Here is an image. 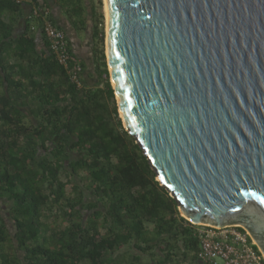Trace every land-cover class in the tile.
Returning a JSON list of instances; mask_svg holds the SVG:
<instances>
[{
  "label": "trees",
  "instance_id": "16d2710c",
  "mask_svg": "<svg viewBox=\"0 0 264 264\" xmlns=\"http://www.w3.org/2000/svg\"><path fill=\"white\" fill-rule=\"evenodd\" d=\"M55 1L89 23L96 81L77 88L45 37L37 48L32 4L0 0V264H204L196 226L119 117L102 0Z\"/></svg>",
  "mask_w": 264,
  "mask_h": 264
},
{
  "label": "water",
  "instance_id": "95a60500",
  "mask_svg": "<svg viewBox=\"0 0 264 264\" xmlns=\"http://www.w3.org/2000/svg\"><path fill=\"white\" fill-rule=\"evenodd\" d=\"M104 3L119 117L156 180L191 224L241 226L264 257V0Z\"/></svg>",
  "mask_w": 264,
  "mask_h": 264
},
{
  "label": "built area",
  "instance_id": "2783aa9c",
  "mask_svg": "<svg viewBox=\"0 0 264 264\" xmlns=\"http://www.w3.org/2000/svg\"><path fill=\"white\" fill-rule=\"evenodd\" d=\"M41 19L40 30L56 61L63 66L69 79L82 88L83 69L78 59L72 55L65 32L49 18L46 8H32L28 18ZM194 225V224H193ZM199 239L197 258L204 264H264V257L248 231L241 226L215 227L195 225Z\"/></svg>",
  "mask_w": 264,
  "mask_h": 264
},
{
  "label": "crops",
  "instance_id": "0c3cea01",
  "mask_svg": "<svg viewBox=\"0 0 264 264\" xmlns=\"http://www.w3.org/2000/svg\"><path fill=\"white\" fill-rule=\"evenodd\" d=\"M32 4V8H46L49 11V18L58 28L62 29L68 39L69 48L73 56H75L83 68L82 78L85 86H92L95 83V76L93 75V41L91 38V30L89 23L84 28L80 25L73 26L70 24L65 9L60 7L54 0H36L38 3H33L32 0H26ZM31 8V9H32ZM31 12L28 10V15ZM32 23L36 22L31 20ZM44 34L40 29H37L35 39L36 46L41 51H46Z\"/></svg>",
  "mask_w": 264,
  "mask_h": 264
},
{
  "label": "rangeland",
  "instance_id": "374dc122",
  "mask_svg": "<svg viewBox=\"0 0 264 264\" xmlns=\"http://www.w3.org/2000/svg\"><path fill=\"white\" fill-rule=\"evenodd\" d=\"M98 1L99 0H95V4L98 6ZM101 10H102V13H103V47H104V51H105V14H104V3H103V0H102V6H101ZM98 12H99V9H98ZM106 57V56H105ZM96 80V79H95ZM95 84V83H94ZM6 202L3 203V201L0 200V212L2 213V215H7L6 214ZM6 222L10 225L11 223L8 221L7 217H6Z\"/></svg>",
  "mask_w": 264,
  "mask_h": 264
},
{
  "label": "bare ground",
  "instance_id": "6f19581e",
  "mask_svg": "<svg viewBox=\"0 0 264 264\" xmlns=\"http://www.w3.org/2000/svg\"><path fill=\"white\" fill-rule=\"evenodd\" d=\"M105 2V0H103V3ZM104 14H105V30H106V19H107V9H106V6H105V3H104ZM105 35H106V32H105ZM106 41V40H105ZM107 45V43H106ZM71 52V51H70ZM108 55V50H107V47H105V56L107 57ZM107 62H108V59H107ZM81 65V64H80ZM112 83L113 81L110 80Z\"/></svg>",
  "mask_w": 264,
  "mask_h": 264
},
{
  "label": "snow or ice",
  "instance_id": "6c2138e0",
  "mask_svg": "<svg viewBox=\"0 0 264 264\" xmlns=\"http://www.w3.org/2000/svg\"><path fill=\"white\" fill-rule=\"evenodd\" d=\"M262 203H264V199H262V201H261Z\"/></svg>",
  "mask_w": 264,
  "mask_h": 264
}]
</instances>
